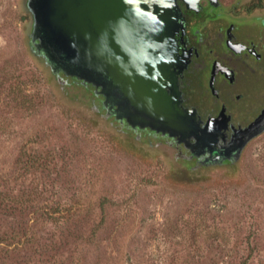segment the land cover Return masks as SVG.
<instances>
[{"label":"rangeland","instance_id":"1","mask_svg":"<svg viewBox=\"0 0 264 264\" xmlns=\"http://www.w3.org/2000/svg\"><path fill=\"white\" fill-rule=\"evenodd\" d=\"M33 31L28 0H0V264H264V136L192 171L54 74Z\"/></svg>","mask_w":264,"mask_h":264},{"label":"flooded vegetation","instance_id":"2","mask_svg":"<svg viewBox=\"0 0 264 264\" xmlns=\"http://www.w3.org/2000/svg\"><path fill=\"white\" fill-rule=\"evenodd\" d=\"M177 7L167 55L155 64L163 73L157 85L164 109L171 116L178 112L173 121L133 105L129 114L103 87L47 64L54 74L93 87L104 115L114 118L122 132H131L135 141H159L158 147L192 164V171L235 167L264 136V0L228 8L223 0H178ZM33 43L44 56L39 41Z\"/></svg>","mask_w":264,"mask_h":264},{"label":"water","instance_id":"3","mask_svg":"<svg viewBox=\"0 0 264 264\" xmlns=\"http://www.w3.org/2000/svg\"><path fill=\"white\" fill-rule=\"evenodd\" d=\"M177 1L28 0L33 40L53 70L103 87L129 114L133 105L173 121L178 112L164 109L155 64L167 55Z\"/></svg>","mask_w":264,"mask_h":264},{"label":"trees","instance_id":"4","mask_svg":"<svg viewBox=\"0 0 264 264\" xmlns=\"http://www.w3.org/2000/svg\"><path fill=\"white\" fill-rule=\"evenodd\" d=\"M18 201V200H17ZM19 202V201H18Z\"/></svg>","mask_w":264,"mask_h":264}]
</instances>
